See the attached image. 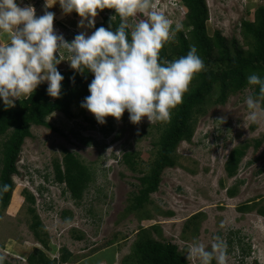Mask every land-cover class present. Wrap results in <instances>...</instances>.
<instances>
[{
	"label": "rangeland",
	"instance_id": "obj_1",
	"mask_svg": "<svg viewBox=\"0 0 264 264\" xmlns=\"http://www.w3.org/2000/svg\"><path fill=\"white\" fill-rule=\"evenodd\" d=\"M19 2L21 7L35 5L37 16L53 12L54 22H64L77 35L82 32L81 18L75 12L65 14L56 0ZM205 3L208 35L218 30L228 39L235 37L245 48L240 20H251L254 11L264 6V0ZM103 15L98 11L95 24ZM184 21L182 30L187 31L190 28L184 26ZM133 22L135 25L139 19L135 17ZM84 24L87 26V21ZM95 30L90 28V33ZM175 44L176 39L170 40L166 49ZM61 54L64 59L70 57L63 49ZM57 67L71 68L68 61ZM251 92L246 87L231 94L223 104L207 102L205 113L196 119L191 140L181 141L176 147V165L162 171L158 189L150 194L152 202L144 208L150 217L143 220L138 219V212H127L126 207L138 191V178L154 159V142L162 122L150 125L145 117L133 124L125 111L119 121L109 116L105 124L95 122L90 126L86 117L93 115L81 107L83 100H77L71 104L74 116L54 111L45 118L49 126L31 125V136L25 138L16 159L9 204L0 214V255L6 257L5 264H28L26 257L35 248L50 259L58 258L62 248L68 249L71 257L63 264H121L140 227L148 228L155 240L176 244L185 252L188 264H201L189 255L192 245L203 243L211 251L217 235L227 244L226 264H264V216L256 210L264 204V140L257 149H246L234 176H227L224 169L233 147L264 134V117L254 123L248 119L245 101ZM109 123L113 130L105 133ZM5 138L0 136V142ZM63 149L75 153L92 173V181L76 202L68 191H63V184L58 186L53 180V164L62 161ZM124 151L136 154L134 170L123 162ZM230 188L236 189L234 195L228 194ZM24 189L35 197L33 206L51 248L45 249L32 234ZM242 204L255 206L241 211L238 207ZM64 210L66 215L62 216ZM195 214L199 215L190 221ZM55 219L59 223L50 224Z\"/></svg>",
	"mask_w": 264,
	"mask_h": 264
},
{
	"label": "clouds",
	"instance_id": "obj_2",
	"mask_svg": "<svg viewBox=\"0 0 264 264\" xmlns=\"http://www.w3.org/2000/svg\"><path fill=\"white\" fill-rule=\"evenodd\" d=\"M57 2L65 14L75 12L81 18L79 26L87 21V26L93 28L98 11L104 9H113L121 22L115 31L111 26L99 27L91 35L84 32L77 35L65 23L54 22L53 12L37 16L33 6L21 7L19 0H0V40L3 41L0 43V100L5 107H15V101L31 98L45 82L47 94L61 98L64 76L57 65L68 61L76 72L83 74L87 69L94 77L88 85L90 95L81 107L99 124H105L109 116L119 121L125 111L133 124H139L145 117L150 125L170 123L173 110L183 103L194 77L205 69L195 46L186 56L173 61L160 57L161 50L183 25L178 23L173 29L172 22L154 8L152 0ZM138 14L147 18L139 20L129 33V18ZM55 26L69 32L74 38L72 42L58 34ZM62 49L70 54L68 59L62 58ZM248 83L259 86V96L249 95L245 101L248 119L254 123L264 117V78L253 73ZM53 180L58 186L63 184L66 191L64 182H57L54 176ZM9 188L8 184L0 185V198ZM49 222L59 223L56 219ZM214 241L211 251L203 243H194L189 255L198 258L201 264H212L214 259L216 264H226V242L219 235ZM5 261L6 257L0 255V264Z\"/></svg>",
	"mask_w": 264,
	"mask_h": 264
},
{
	"label": "trees",
	"instance_id": "obj_3",
	"mask_svg": "<svg viewBox=\"0 0 264 264\" xmlns=\"http://www.w3.org/2000/svg\"><path fill=\"white\" fill-rule=\"evenodd\" d=\"M182 2L187 9L184 26L190 29L175 32V47L167 50L165 45L160 57L162 60L173 61L186 56L190 48L195 46L204 62L205 69L194 77L189 91L183 97V103L173 110L171 122L163 123L159 138L154 142L156 147L154 159L147 172L138 178V191L126 207V211L138 212L139 220L149 219L150 216L144 208L152 202L150 194L158 189L162 171L176 165V147L181 140H191L196 119L205 113L207 102L223 104L231 94L246 87L252 89L250 95L258 97L259 86L249 85L248 77L256 73L264 78V6H259L254 11L251 20H240V35L245 46L243 48L235 37L228 39L218 30L208 35L206 29L208 11L205 0H182ZM120 22L118 15L115 18L103 16L102 21L95 24L94 28L108 29L111 26L115 31ZM128 31L130 33L129 29ZM57 68L64 76L61 98L50 97L47 94L48 84L45 82L38 86L31 98L15 101V107L6 108L3 101L0 102V136L6 135L5 140L0 142L2 146L0 185L10 186L9 191L0 198V214L9 204L13 190L12 175L17 173L15 162L25 138L31 136V125L49 126L45 118L54 111H60L69 117L74 116L71 112V104L77 100L84 101L90 95L88 85L94 77L90 72L87 73V69H85L86 73L81 74L72 68ZM86 120L91 123L90 126L97 122L94 116L86 117ZM107 126L105 133L113 130L110 123ZM263 140L264 134L251 142H244L240 146L233 147L224 163L226 175L234 176L246 149L249 146H252L254 150L257 149ZM63 151L62 161H54V178L59 183H65V190L76 202L82 198L83 192L92 181V173L75 153L66 149ZM135 157V153L127 151L122 155L123 162L131 170L135 169L137 163ZM235 191V188H230L227 192L229 195H234ZM23 195L28 203L27 211L31 215L29 227L32 234L35 240L47 249L50 247L48 234L43 229L33 206L34 195L27 189L23 190ZM253 206L255 205L242 204L238 209L245 211ZM256 210L259 215L264 216V204ZM63 215H66L65 210L62 211ZM198 215H193L189 220L193 221ZM152 229L159 232L157 226H153ZM70 257L71 252L66 248H62L59 257L53 259H50L41 249L35 248L26 257V262L28 264H60L67 262ZM121 264H188V261L185 252L182 249L179 250L176 244L155 240L148 228L140 227L136 231L129 253L121 260ZM212 264H216L215 259ZM254 264L258 263L254 262Z\"/></svg>",
	"mask_w": 264,
	"mask_h": 264
},
{
	"label": "built area",
	"instance_id": "obj_4",
	"mask_svg": "<svg viewBox=\"0 0 264 264\" xmlns=\"http://www.w3.org/2000/svg\"><path fill=\"white\" fill-rule=\"evenodd\" d=\"M152 4L157 11L163 12L169 18L174 29L176 24H181V22L185 19L187 9L182 0H152ZM32 6L35 8V10H37L35 5ZM103 13H105V15L110 18L116 17V13L113 9H104ZM137 18L141 20L142 18L146 19L147 17L143 16L142 14H138ZM134 20L135 18H129L130 27H134ZM54 29L58 34H62L67 42H72V40L74 39L71 34L69 32H66L64 29L58 26H55ZM63 50L65 54H69L67 50Z\"/></svg>",
	"mask_w": 264,
	"mask_h": 264
},
{
	"label": "crops",
	"instance_id": "obj_5",
	"mask_svg": "<svg viewBox=\"0 0 264 264\" xmlns=\"http://www.w3.org/2000/svg\"><path fill=\"white\" fill-rule=\"evenodd\" d=\"M97 17H98V15H97ZM97 17H96V19H97ZM64 23V22H63ZM80 25V24H79ZM81 28H82V32H84V33H86L87 35H91V33H90V28L89 27H87V26H85V24L83 25V26H80Z\"/></svg>",
	"mask_w": 264,
	"mask_h": 264
}]
</instances>
